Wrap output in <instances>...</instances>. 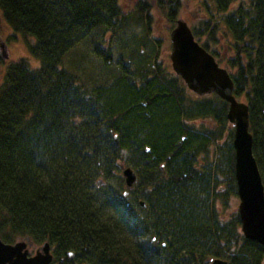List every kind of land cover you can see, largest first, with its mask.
Wrapping results in <instances>:
<instances>
[{
  "label": "trees",
  "instance_id": "obj_1",
  "mask_svg": "<svg viewBox=\"0 0 264 264\" xmlns=\"http://www.w3.org/2000/svg\"><path fill=\"white\" fill-rule=\"evenodd\" d=\"M181 1L157 2L172 27ZM189 1H200L195 40L226 64L248 106L264 185V0ZM0 11L37 62L0 55L2 242H48L61 264H264V246L243 237L231 210L228 104L172 74L152 37L151 5L125 14L119 0H0ZM85 42L103 67L94 79L64 63ZM198 120L213 128L191 125ZM121 167L138 177L129 201Z\"/></svg>",
  "mask_w": 264,
  "mask_h": 264
},
{
  "label": "water",
  "instance_id": "obj_2",
  "mask_svg": "<svg viewBox=\"0 0 264 264\" xmlns=\"http://www.w3.org/2000/svg\"><path fill=\"white\" fill-rule=\"evenodd\" d=\"M169 41L172 72L181 78L186 88L198 97L215 95L228 104L227 120L233 127L234 176L239 200L237 212L241 221L240 231L246 240L264 246V185L253 155L248 106L233 95L234 84L229 72L195 40L185 20H176ZM0 50L1 56L7 58L3 44H0ZM122 177L128 190L138 182L131 168L123 167ZM29 245V238L14 244H6L0 239V264H51L53 258L48 242L42 244L34 256H30ZM209 264L229 262L215 259Z\"/></svg>",
  "mask_w": 264,
  "mask_h": 264
},
{
  "label": "rangeland",
  "instance_id": "obj_3",
  "mask_svg": "<svg viewBox=\"0 0 264 264\" xmlns=\"http://www.w3.org/2000/svg\"><path fill=\"white\" fill-rule=\"evenodd\" d=\"M141 2L148 3L149 5H151V11H149V13L151 16L152 37L161 40L162 43H164V50H162L163 51L162 59L170 67L169 54H170L171 45L169 41V34L172 29V25L167 23L165 17L157 9L158 0H119V4L123 9V11L125 12V14H132ZM181 2L182 3L177 19L180 18L185 20L189 26L192 24H196L199 18L198 14H200V9H199L200 1L184 2V0H182ZM131 31L136 35H139L140 30L132 29ZM114 42L115 40H113L112 37L108 36L106 40V44H113ZM0 44L4 45V51L7 56V58L5 59L2 57L5 64L16 62L19 59L25 58L31 63L32 66H37V62L34 59H32L28 53L26 40L21 36L15 35L12 32V30L5 24L1 11H0ZM225 45L226 44L224 41H222V43L219 44V52L221 57L224 59L228 57V53L225 50ZM0 54H1V50H0ZM75 62L78 63V73L79 74L81 73L80 76L84 80L97 78L103 72V67L100 64L98 56L93 52L92 46H90L86 42L77 45L72 51H70L66 55L64 63L66 67L68 66V69L73 70ZM221 67L225 68L227 66L224 62H222ZM2 71L3 70H1V66H0V74L2 73ZM191 125H194L195 127L198 128L202 126L213 128V124L207 120L194 121ZM229 127L231 128V130H233V127L230 124ZM227 141L228 140L226 138L222 139L220 145L222 146L225 145ZM122 155L125 156L124 153ZM117 174L121 176V170ZM101 180H103V178H100V181ZM115 184L116 182L114 180H111L109 182L105 181L104 186L107 188L108 186H115ZM231 204H232L231 210L237 211L239 204L238 198L237 197L233 198ZM38 247L39 245L36 246L32 244L28 250L31 254H33Z\"/></svg>",
  "mask_w": 264,
  "mask_h": 264
},
{
  "label": "flooded vegetation",
  "instance_id": "obj_4",
  "mask_svg": "<svg viewBox=\"0 0 264 264\" xmlns=\"http://www.w3.org/2000/svg\"><path fill=\"white\" fill-rule=\"evenodd\" d=\"M173 74V73H172ZM174 75V74H173ZM127 192V195L126 196H124L125 198H127L128 199V201H129V198H128V191H126ZM139 201V200H138ZM139 203H141L140 201H139ZM145 206H142V208H144ZM31 245H32V243L29 245V248L31 247ZM28 248V249H29ZM39 248V247H38ZM38 248L34 251V253L33 254H31L30 252V256H33V255H35V253L37 252V250H38ZM51 254H52V262H51V264H61L62 262H63V259H61V260H57L56 259V257L54 256V254H53V251H52V248H51ZM74 256L72 255V256H69V258H73ZM225 261V260H224ZM228 262V261H227ZM209 264V263H208ZM230 264V263H229Z\"/></svg>",
  "mask_w": 264,
  "mask_h": 264
}]
</instances>
